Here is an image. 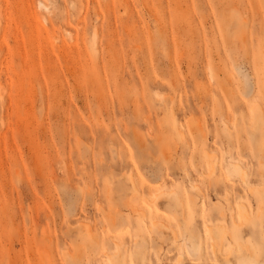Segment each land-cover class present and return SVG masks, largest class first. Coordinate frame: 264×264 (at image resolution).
I'll use <instances>...</instances> for the list:
<instances>
[{"label": "rangeland", "instance_id": "374dc122", "mask_svg": "<svg viewBox=\"0 0 264 264\" xmlns=\"http://www.w3.org/2000/svg\"><path fill=\"white\" fill-rule=\"evenodd\" d=\"M263 143L264 0H0V264H264Z\"/></svg>", "mask_w": 264, "mask_h": 264}, {"label": "bare ground", "instance_id": "6f19581e", "mask_svg": "<svg viewBox=\"0 0 264 264\" xmlns=\"http://www.w3.org/2000/svg\"><path fill=\"white\" fill-rule=\"evenodd\" d=\"M177 133L179 134V131L177 130ZM264 144V143H263ZM231 168H232V174L234 175V176H239V178L240 179H243V175H242V171H241V167L238 165V163H235V164H232L231 165ZM157 200V199H156ZM175 201V204L176 205H179V203H178V201H177V199L175 198L174 199ZM244 206H246V205H244ZM240 208V212H239V216H240V218L241 219H243V220H245V218H246V216H248L247 214H246V209H245V207H243V206H241V207H239ZM190 241V246H189V250H191V251H196V246H195V243H194V241L192 240V239H189Z\"/></svg>", "mask_w": 264, "mask_h": 264}]
</instances>
